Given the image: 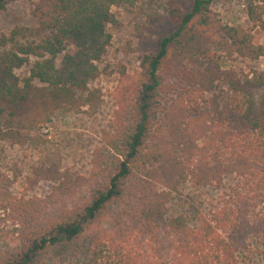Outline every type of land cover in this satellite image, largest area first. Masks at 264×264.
<instances>
[{"label": "trees", "instance_id": "1", "mask_svg": "<svg viewBox=\"0 0 264 264\" xmlns=\"http://www.w3.org/2000/svg\"><path fill=\"white\" fill-rule=\"evenodd\" d=\"M32 1L36 25L0 36V160L3 142L34 140L55 111L91 103L113 7L138 0ZM169 12L178 27L139 67L120 69L116 107L87 173L36 167L16 194L0 169V264H239L251 238L264 240V69L242 78L223 68L234 55L264 56L254 38L264 11L249 4L251 27L221 23L212 0ZM69 45L75 51L57 66ZM229 176L231 191L196 215L198 226L169 216L184 183L219 186ZM41 179L55 181L52 191L27 195Z\"/></svg>", "mask_w": 264, "mask_h": 264}, {"label": "rangeland", "instance_id": "2", "mask_svg": "<svg viewBox=\"0 0 264 264\" xmlns=\"http://www.w3.org/2000/svg\"><path fill=\"white\" fill-rule=\"evenodd\" d=\"M251 3L264 11V0H212V10L223 24L251 27L248 13ZM172 6L188 10L190 0H138L131 7H113L117 22L108 27L112 41L100 61L102 72L88 84L87 90L95 91L91 103L79 111H55L51 120L38 129V138L34 140L21 144L3 142L0 169L13 178V191L16 194L26 190L29 179L35 176L36 167L43 166L54 172H88L92 152L100 144L103 131L109 128L116 107L110 92L119 80L120 69L123 66L128 70L139 67L140 55L156 50L162 36L178 27L179 22L169 12ZM32 9V0H11L6 8H0V36L9 34L16 26H35ZM254 36L255 42L264 44V30L255 27ZM67 51L73 52L75 47L69 45L58 55L57 66L61 65ZM28 68L29 65H26L17 72L24 76ZM223 68L234 70L243 78L250 70L264 69V56L250 60L234 55L224 60ZM224 88L226 99L230 90L227 86ZM235 180L233 176L225 177L219 186H196L187 181L174 192L168 204L169 216L183 214L189 225L198 226L196 215L199 212L208 213L221 205L226 191H231L230 185ZM54 185L52 179H41L33 189L27 191V195L44 197ZM0 224L7 225L1 220ZM238 258L239 264H264V240L251 238L250 250L240 252Z\"/></svg>", "mask_w": 264, "mask_h": 264}]
</instances>
